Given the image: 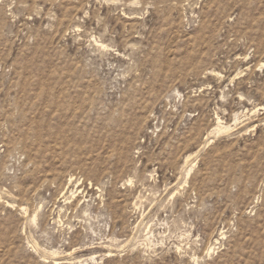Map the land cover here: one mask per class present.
<instances>
[{
	"label": "rangeland",
	"instance_id": "1",
	"mask_svg": "<svg viewBox=\"0 0 264 264\" xmlns=\"http://www.w3.org/2000/svg\"><path fill=\"white\" fill-rule=\"evenodd\" d=\"M0 264H264V0H0Z\"/></svg>",
	"mask_w": 264,
	"mask_h": 264
},
{
	"label": "bare ground",
	"instance_id": "2",
	"mask_svg": "<svg viewBox=\"0 0 264 264\" xmlns=\"http://www.w3.org/2000/svg\"><path fill=\"white\" fill-rule=\"evenodd\" d=\"M218 121H219V120H218ZM220 123H221V122H220ZM185 160H186V159H185ZM187 175H188V174H187ZM73 181H74L73 177L70 176L67 182H68L69 184H71ZM129 184H130V183H129ZM90 185H91V184H89V186H90ZM75 186H76V185H75ZM90 189H92V187H91ZM90 189H89V190H90ZM96 189H97V188H96ZM70 191H71V190H70ZM72 195H73V194H72ZM85 200H86V199H85ZM101 201H102V200H101ZM210 249H211V248H210Z\"/></svg>",
	"mask_w": 264,
	"mask_h": 264
}]
</instances>
